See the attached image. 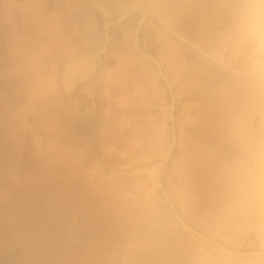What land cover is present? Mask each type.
<instances>
[{
    "label": "rangeland",
    "instance_id": "rangeland-1",
    "mask_svg": "<svg viewBox=\"0 0 264 264\" xmlns=\"http://www.w3.org/2000/svg\"><path fill=\"white\" fill-rule=\"evenodd\" d=\"M232 4L0 0V264H264V255L237 256L185 229L154 184L157 175L152 172L151 179H81L80 174L69 179L70 158L85 162L86 152L55 151L37 142L41 129H50L41 126V75L32 72L44 51L40 44L73 36L104 40L93 56L99 73L110 32L116 25L124 31L130 23L136 49L134 37L143 14L135 11L107 27L109 41L100 61L97 54L107 40L105 22L143 8L147 16L139 44L146 52L153 45L159 58L173 64L171 78L166 76L176 95L177 132L184 133L176 121L178 98L180 110H187L182 122L194 119V147L184 163L175 162L176 140L160 173L162 183L194 228L236 251H264L263 231L240 209L237 197L241 185L264 169V82L243 75L244 66L233 55L227 37ZM149 60L171 106V92ZM180 60L189 62L188 70L178 65ZM72 63L76 67L85 60L73 59L66 68ZM93 69L86 65L75 80L77 89L86 85ZM168 122L171 127L170 107ZM65 133L71 138L69 129Z\"/></svg>",
    "mask_w": 264,
    "mask_h": 264
},
{
    "label": "crops",
    "instance_id": "crops-1",
    "mask_svg": "<svg viewBox=\"0 0 264 264\" xmlns=\"http://www.w3.org/2000/svg\"><path fill=\"white\" fill-rule=\"evenodd\" d=\"M126 24L124 31L116 25L110 32L103 71L99 73L93 56L104 40L100 43L99 38L73 36L40 44L44 51L36 58L32 72L41 75L39 103L41 113H45L41 126L48 124L50 129H41V141L37 142L41 148L52 145L55 151L86 152L82 155L85 162L70 158L69 179H79V174L81 179H151L150 163L159 164L172 141L167 89L153 63L132 47L131 24ZM144 44L147 46L146 38ZM156 49L153 45L146 48L160 60L171 78L168 70L172 62L159 58ZM73 59L85 60V64L66 68ZM86 65L94 69L89 71L86 85L77 89L75 80ZM178 65L189 68L188 61L180 60ZM180 108L178 98L176 121L184 133L177 132L173 160L184 163L191 146L194 147L190 136L194 119L190 117L183 123L182 115L187 110ZM81 119L84 121L80 122ZM68 129L69 139L65 133ZM124 167L130 170H119ZM111 169L113 172L108 174Z\"/></svg>",
    "mask_w": 264,
    "mask_h": 264
},
{
    "label": "clouds",
    "instance_id": "clouds-1",
    "mask_svg": "<svg viewBox=\"0 0 264 264\" xmlns=\"http://www.w3.org/2000/svg\"><path fill=\"white\" fill-rule=\"evenodd\" d=\"M227 37L249 79L264 82V0H233L228 12ZM240 209L264 231V169L248 179L237 193Z\"/></svg>",
    "mask_w": 264,
    "mask_h": 264
},
{
    "label": "water",
    "instance_id": "water-1",
    "mask_svg": "<svg viewBox=\"0 0 264 264\" xmlns=\"http://www.w3.org/2000/svg\"><path fill=\"white\" fill-rule=\"evenodd\" d=\"M135 11H141L142 12V18L137 26V29H136V32H135V37H134V44H135V47L136 49L141 53L143 54L145 57L151 59L157 69H158V72L159 74L163 77V79L165 80L170 92H171V97H172V100H171V106H170V121H171V128H172V141H171V144L169 146V149L167 151V155L165 156L164 160L161 162V165L160 167L158 168L157 170V176H156V179H157V183L159 185V188L160 190L162 191L164 197L167 199L174 215L177 217V219L180 221V223L183 225V227L185 229H188L189 231H193L195 234H197L199 237H201L202 239H205L207 241H211L212 243L216 244L217 246H223V247H226L227 249H229L231 252H234L237 256H250V255H264V251L262 250H248V251H236V250H233V249H230L229 247H227L226 245H224L223 243L219 242L218 240L216 239H211V237H209L208 235H205L204 233L200 232L199 230H197L196 228H194L193 226H191L180 214L179 212L177 211L173 201L171 200L169 194L167 193L163 183H162V180H161V176H160V173H161V170L163 168V166L166 164V162L168 161L170 155H171V152L173 150V147L176 143V140H177V130H176V125H175V103H176V95H175V91L173 89V85L172 83L169 81L168 77L166 76L160 62L154 57L152 56L151 54H149L148 52H146L142 47L141 45L139 44V32H140V29H141V26L147 16V12L146 10H144L143 8H136V9H132L130 11H128L127 13H125L124 15H122L121 17H119L118 19L114 20V21H106L105 22V30H106V35H107V40L104 44V47L101 51H99V53L97 54V57L98 59L101 61V54L107 50V45H108V41H109V35H108V32H107V27L109 25H112V24H116V23H119L121 22L124 18H126L128 15H130L131 13L135 12ZM76 62V61H75ZM75 62H73L75 64ZM71 64L69 68H72V66L74 64ZM82 78V77H81Z\"/></svg>",
    "mask_w": 264,
    "mask_h": 264
},
{
    "label": "bare ground",
    "instance_id": "bare-ground-1",
    "mask_svg": "<svg viewBox=\"0 0 264 264\" xmlns=\"http://www.w3.org/2000/svg\"><path fill=\"white\" fill-rule=\"evenodd\" d=\"M147 7V6H146ZM171 144V143H170ZM170 146V145H169ZM168 149H169V147H168ZM168 149H167V151H168ZM167 151H166V154H165V156L167 155ZM160 165H161V162L159 163V164H156V165H153L152 166V168H150V170H151V172L154 174V176L155 175H157V170H158V168L160 167ZM154 179H155V185H156V183H157V179H156V176L154 177ZM153 179V180H154ZM193 233V232H192ZM260 245L262 246V247H264V231H263V233L261 234V236H260ZM220 250H222V249H220ZM223 251V250H222ZM233 256H236V255H233ZM250 262H248V261H244V263L243 264H249Z\"/></svg>",
    "mask_w": 264,
    "mask_h": 264
}]
</instances>
